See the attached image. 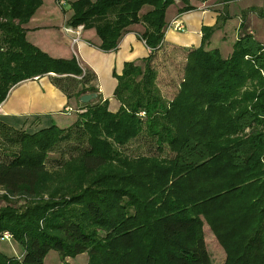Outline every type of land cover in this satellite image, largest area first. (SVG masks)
<instances>
[{
  "label": "trees",
  "instance_id": "obj_1",
  "mask_svg": "<svg viewBox=\"0 0 264 264\" xmlns=\"http://www.w3.org/2000/svg\"><path fill=\"white\" fill-rule=\"evenodd\" d=\"M178 1L179 13L194 8ZM174 2H70L67 24L92 28L101 51L140 23L149 54L113 72L115 112L98 99L80 103L66 127L0 118V236L21 248L0 250V264H43L50 250L61 262L86 253L85 264H211L203 224L223 264H264V45L242 24L222 57L206 48L219 25L202 26L166 99L152 61ZM41 3L0 0V103L14 84L50 72L67 97L95 92L74 58H52L26 40L23 25Z\"/></svg>",
  "mask_w": 264,
  "mask_h": 264
},
{
  "label": "crops",
  "instance_id": "obj_2",
  "mask_svg": "<svg viewBox=\"0 0 264 264\" xmlns=\"http://www.w3.org/2000/svg\"><path fill=\"white\" fill-rule=\"evenodd\" d=\"M71 1L73 0H67L65 6L59 7L55 0H42L41 5L23 25L25 38L52 58H74L81 70L91 76L87 85L95 88V97L90 101L106 99L108 109L115 112L119 102L113 97L117 83L113 72L120 74L124 62L138 63L140 59L148 56L149 48L138 36L144 27L140 23L130 25L114 50L104 52L98 49L100 40L92 28H81L79 41L72 45L73 34L64 30L67 27L75 28L67 24L72 14ZM177 2L165 10L164 36L152 61V67L156 71V83L159 81L166 89L172 83L178 85L182 78L183 63H174L170 60L171 54H185L188 49L197 47L201 41L202 26H212L215 23L219 25L211 34L206 47L216 48L222 57L230 54L242 24L264 45V0H234L226 3L217 0H189L194 8L180 13L177 11L180 7ZM149 8L143 6L140 13ZM221 14L224 18H221ZM55 76L50 72L14 84L0 103V118L15 127L23 124L31 128L44 127L51 123L59 127L70 125L75 119V113L82 111V102L74 96L67 97L54 84ZM79 78L80 76L73 77L76 80ZM136 146L137 142L134 141L130 145L133 150L138 149ZM3 248L0 245V250L7 255L21 253V248L14 245ZM70 260L69 257L64 259L66 263ZM60 263L59 260L57 264Z\"/></svg>",
  "mask_w": 264,
  "mask_h": 264
},
{
  "label": "rangeland",
  "instance_id": "obj_3",
  "mask_svg": "<svg viewBox=\"0 0 264 264\" xmlns=\"http://www.w3.org/2000/svg\"><path fill=\"white\" fill-rule=\"evenodd\" d=\"M178 1V0H174ZM175 3V2H174ZM177 5L181 6L180 2H177ZM223 15L221 14V18ZM224 18V17H223ZM208 47V45H207ZM206 47V48H207ZM170 56V60H172L176 64L183 63V56L184 54L181 52H173ZM169 61V58L167 59ZM157 85L160 89L161 94L166 98H172L173 95L176 93L177 85L170 84L168 86V89L165 88L164 85H162L159 81H157ZM38 128V127H37ZM130 151V150H129ZM50 157H54V154H50ZM203 235H204V241L206 245V250L208 252V255L210 257L211 264H223L224 261V252L218 242L216 241L215 237L213 236L212 232L209 230L208 226L206 224H203ZM1 248L3 247H12V245L16 246L18 248V244L15 241H12L11 239L9 241H3L0 242ZM4 249V248H3ZM11 250V248H9ZM7 251L6 249H4ZM13 252V251H12ZM70 262L66 263L61 262L60 264H85L87 262L88 256L87 254H80L76 255L73 258H70ZM60 260L59 254L55 250H50L46 256L44 257L43 264H57Z\"/></svg>",
  "mask_w": 264,
  "mask_h": 264
},
{
  "label": "built area",
  "instance_id": "obj_4",
  "mask_svg": "<svg viewBox=\"0 0 264 264\" xmlns=\"http://www.w3.org/2000/svg\"><path fill=\"white\" fill-rule=\"evenodd\" d=\"M55 2L59 7H63L67 4V0H55ZM176 26L178 27V24ZM81 28H82L81 25H77L75 26V28H69V27L64 28L65 31L73 34V37L71 38L72 45H75L79 41ZM33 78H36V77H33ZM139 115H143V112H139ZM10 239L11 238L8 233H3L0 236V241H9Z\"/></svg>",
  "mask_w": 264,
  "mask_h": 264
},
{
  "label": "water",
  "instance_id": "obj_5",
  "mask_svg": "<svg viewBox=\"0 0 264 264\" xmlns=\"http://www.w3.org/2000/svg\"><path fill=\"white\" fill-rule=\"evenodd\" d=\"M95 97V93H84L79 97V101L86 103Z\"/></svg>",
  "mask_w": 264,
  "mask_h": 264
}]
</instances>
